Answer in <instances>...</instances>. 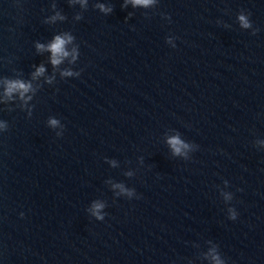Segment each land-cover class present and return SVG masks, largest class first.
Listing matches in <instances>:
<instances>
[{
    "label": "water",
    "instance_id": "1",
    "mask_svg": "<svg viewBox=\"0 0 264 264\" xmlns=\"http://www.w3.org/2000/svg\"><path fill=\"white\" fill-rule=\"evenodd\" d=\"M217 259L264 264V0H0V264Z\"/></svg>",
    "mask_w": 264,
    "mask_h": 264
},
{
    "label": "clouds",
    "instance_id": "2",
    "mask_svg": "<svg viewBox=\"0 0 264 264\" xmlns=\"http://www.w3.org/2000/svg\"><path fill=\"white\" fill-rule=\"evenodd\" d=\"M130 2L132 3L134 7L135 6L147 7L153 3V0H130ZM99 7H100V10L105 13L112 11L111 8H105L103 5H99ZM56 18L57 17H53L52 19L55 20ZM60 19H63V17H60ZM239 19L244 27L250 26L247 19L244 16H241ZM72 39L73 37L68 34H65L63 36L57 35L55 36L54 40L51 43H49L47 46H45L44 44L37 43L36 48L39 51H44V50L50 51L51 52V63L53 66H57L61 64L64 58L70 55V53L66 50L65 46L68 43H70ZM72 56H73V59L76 58V49L72 50ZM44 72H45V69L43 66L38 67L35 73L33 74V78L43 75ZM62 75L69 76V75H73V73L66 71V72H63ZM76 75H79V73H76ZM5 84H6L5 95L8 96L9 98L12 96L13 93L19 92L20 97L23 99L24 94L31 90L30 83H25L20 80H6ZM57 123L58 122L54 119L50 120V124L53 126H55ZM168 142L176 154H180L181 149L187 147V145L183 144L182 141L178 137H173ZM117 187H120L121 190L124 191L121 185H117ZM102 207L103 205L99 203L94 205V208L97 210V213H98V210L101 209ZM98 218L102 219V217L100 216H98ZM234 218L235 216L233 215V219ZM217 264H222V262L217 259Z\"/></svg>",
    "mask_w": 264,
    "mask_h": 264
}]
</instances>
